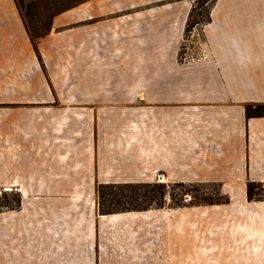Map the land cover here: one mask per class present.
<instances>
[{
    "label": "crops",
    "instance_id": "1",
    "mask_svg": "<svg viewBox=\"0 0 264 264\" xmlns=\"http://www.w3.org/2000/svg\"><path fill=\"white\" fill-rule=\"evenodd\" d=\"M162 1L137 3L120 29L114 15L133 1L89 0L58 15L37 52L15 0H0V176L37 181L1 222L0 264H103L108 241L114 261L133 262L137 230L156 225L154 209L98 220L94 194L50 188V176H264V117L245 108L264 103V0H217L198 31L206 58L190 63L192 3ZM86 21L71 41L57 31ZM67 53L79 91L54 93L41 60Z\"/></svg>",
    "mask_w": 264,
    "mask_h": 264
},
{
    "label": "rangeland",
    "instance_id": "2",
    "mask_svg": "<svg viewBox=\"0 0 264 264\" xmlns=\"http://www.w3.org/2000/svg\"><path fill=\"white\" fill-rule=\"evenodd\" d=\"M111 1L113 5L130 0ZM131 1L136 4L134 9L124 8L114 15L122 20L120 29H125L128 13L137 12L143 8L142 4L137 5V3H142L144 0ZM174 1L177 0H163L158 4ZM190 1L193 7L195 0ZM109 17L105 16L103 19ZM89 23L91 21L75 22L58 28L57 31L66 34L63 41L67 42L77 38L80 25H89ZM196 28L199 31L201 26ZM200 40V36L192 37V32L185 36L184 32L182 44L184 49L182 47V51L180 49V59L183 63H186L184 62L185 53L199 52ZM69 56V53L63 54L61 62L55 61L50 69L41 60L54 93L79 91L78 80L82 70L74 66L75 63H70L72 59L68 58ZM62 62L66 63V66L61 67ZM111 88V85L103 84L100 92H111ZM61 103L56 100L52 105L60 107ZM2 106L4 105L1 104L0 107ZM5 106L9 107V105ZM157 177L160 182L193 183L196 186L195 194L199 198L221 203L188 204L180 208L154 209V215L150 220L156 225L148 230L138 229L135 234L139 239L135 240L134 261H114L116 254L111 242L108 241L109 244L103 249L105 258L103 264H264V176H188L191 179L184 181L173 180L175 176ZM64 178L65 180H61L59 176H50L48 187L84 189L88 199L94 194L97 219L104 222L111 218L101 217L98 212L96 191L99 184L123 182L122 180L149 181L155 176H85L84 180H74V176H70V179H66L65 176ZM250 183H254L252 200L248 198ZM36 184V178L33 176H0V228L2 221H13L20 215L24 192L27 191L30 194ZM169 190L175 194L179 193L176 187ZM191 198L192 196L188 195L187 200ZM108 230L109 232L106 231L108 233L105 235L110 237L111 229Z\"/></svg>",
    "mask_w": 264,
    "mask_h": 264
},
{
    "label": "trees",
    "instance_id": "3",
    "mask_svg": "<svg viewBox=\"0 0 264 264\" xmlns=\"http://www.w3.org/2000/svg\"><path fill=\"white\" fill-rule=\"evenodd\" d=\"M89 0H15L24 25L37 52L40 42L54 27L55 18ZM217 0H195L189 13L185 36L196 27L211 22V10ZM184 49V45L182 46ZM182 51V49H181ZM41 59V57H40ZM248 118L264 117V103L245 105ZM254 183L248 185V198L253 199ZM176 187L178 194L169 189ZM193 183L185 182H116L101 183L97 187V206L100 215L143 212L167 207L180 208L190 205L220 204L195 194ZM188 195L192 198L187 200Z\"/></svg>",
    "mask_w": 264,
    "mask_h": 264
},
{
    "label": "built area",
    "instance_id": "4",
    "mask_svg": "<svg viewBox=\"0 0 264 264\" xmlns=\"http://www.w3.org/2000/svg\"><path fill=\"white\" fill-rule=\"evenodd\" d=\"M199 36V32L197 30V28L192 32V37H198ZM199 47V46H198ZM188 51L190 49H187ZM198 53L195 54L191 51V53H185V58H184V62L186 63H190V62H195V61H199V60H202L204 58H206V52L200 48H198Z\"/></svg>",
    "mask_w": 264,
    "mask_h": 264
}]
</instances>
